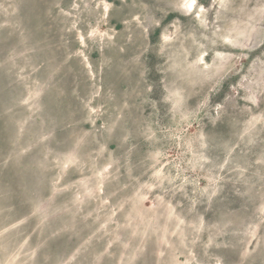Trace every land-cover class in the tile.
<instances>
[{
    "label": "rangeland",
    "instance_id": "rangeland-1",
    "mask_svg": "<svg viewBox=\"0 0 264 264\" xmlns=\"http://www.w3.org/2000/svg\"><path fill=\"white\" fill-rule=\"evenodd\" d=\"M0 0V264H264V0Z\"/></svg>",
    "mask_w": 264,
    "mask_h": 264
},
{
    "label": "bare ground",
    "instance_id": "bare-ground-1",
    "mask_svg": "<svg viewBox=\"0 0 264 264\" xmlns=\"http://www.w3.org/2000/svg\"><path fill=\"white\" fill-rule=\"evenodd\" d=\"M195 2H196V0H190L188 6L186 8H188V9L195 8Z\"/></svg>",
    "mask_w": 264,
    "mask_h": 264
}]
</instances>
